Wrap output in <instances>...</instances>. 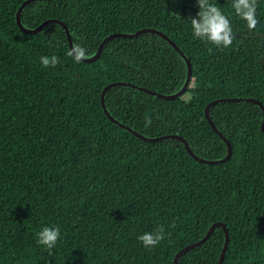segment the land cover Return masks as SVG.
I'll return each instance as SVG.
<instances>
[{
	"label": "trees",
	"instance_id": "16d2710c",
	"mask_svg": "<svg viewBox=\"0 0 264 264\" xmlns=\"http://www.w3.org/2000/svg\"><path fill=\"white\" fill-rule=\"evenodd\" d=\"M22 1L0 0V264H175L174 254L217 220L229 232L223 264H264L261 107L230 100L209 107L232 145L224 161H200L177 138L143 139L107 116L103 87L127 81L175 92L187 74L178 50L161 35L142 32L114 37L96 59L77 63L60 24L36 32L19 27ZM211 2L231 21L228 48L193 38L188 18L199 10L196 0H33L21 20L27 27L63 20L86 56L113 32L166 33L191 62L185 91L162 98L112 85L106 107L144 135L178 134L199 156L221 158L227 144L205 106L235 96L264 104V0H257L251 31L235 16L232 0ZM53 55L59 63L44 67L40 58ZM158 225L165 239L145 248L137 236ZM44 226L60 229L51 250L36 242ZM223 242L216 226L179 262L218 264Z\"/></svg>",
	"mask_w": 264,
	"mask_h": 264
},
{
	"label": "clouds",
	"instance_id": "9594fccd",
	"mask_svg": "<svg viewBox=\"0 0 264 264\" xmlns=\"http://www.w3.org/2000/svg\"><path fill=\"white\" fill-rule=\"evenodd\" d=\"M198 12L195 17L190 16L188 21L191 26L193 38L211 44L216 48H228L232 45L234 34L230 19L211 0H196ZM231 8L238 18L246 22L251 31L256 29L258 20L256 18L257 0H232ZM211 51V48L209 49ZM69 56L79 63L86 59V52L80 45H74L68 52ZM44 67L56 66L58 57H41ZM195 87V85L193 86ZM166 230L163 225H158L154 232H145L137 236V240L145 248H154L165 239ZM60 238V229L57 226H44L37 233L36 242L46 249H53ZM51 255V252H50Z\"/></svg>",
	"mask_w": 264,
	"mask_h": 264
},
{
	"label": "water",
	"instance_id": "95a60500",
	"mask_svg": "<svg viewBox=\"0 0 264 264\" xmlns=\"http://www.w3.org/2000/svg\"><path fill=\"white\" fill-rule=\"evenodd\" d=\"M30 1H33V0H23L22 3L19 5V7L17 9V12H16V20H17V23H18L19 27L23 31H25V32H36V31L40 30L43 26H45L46 24H48V23H58V24H60L64 28V30L66 32V35H67V38H68L69 47L72 50V48L74 46L73 40H72V36H71L70 30L68 28V25L63 20H61L59 18L50 17V18H47V19L43 20L38 25L33 26V27H27V26H25L22 23V20H21V11H22L23 7L27 3H29ZM142 32H154V33H157V34L161 35L162 37H164L166 40H168L178 50V52L183 56V58L186 61V65H187L186 79H185V81H184V83H183V85L181 86L180 89H178L175 92H171V93H161V92H158V91L151 90L149 88H145V87L138 86L136 84H133V83L127 82V81H112V82L107 83L103 87V90H102V93H101V104H102V108H103L104 112L107 114V116L112 121H114L115 123L119 124L122 127H125L127 129L131 130L132 132H134L135 134H137L139 137H141L143 139L150 140V141L151 140H160V139H163V138H177V139L181 140L185 144V147L188 150V152L191 154V156H193L194 158H196V159H198L200 161H204V162H219V161H224L232 153V145H231L230 141L228 140V138H226L218 130V128L216 127L215 123L213 122L212 118L209 115V107L213 103L219 102L221 100H230V101H252V102L258 104L261 107L262 111H263V119H262V122H261V129L264 131V104H263V102L260 101V100H258V99H256V98H253V97H243V96L216 98V99L210 101L209 103H207V105L205 106V115H206L209 123L211 124V126L213 127V129L216 130L223 137V139L225 140V142L227 144V152L221 158H206V157L199 156L198 154H196L190 148L188 142L181 135L174 134V133H168V134H162V135H157V136H147V135H144V134L136 131L135 129H133L129 125L123 123L122 121H120L116 117H114L110 113V111L107 109L106 104H105V99H104L106 90L110 86H112V85H120V84H122V85H130V86H133V87L140 88V89H142V90H144L146 92H149V93H152V94H156V95H158L159 97H162V98H175V97H178L179 95H181L185 91V89L187 88V86H188V84H189V82L191 80L192 67H191V62L189 61V58L187 57V55L176 45V43L166 33H164L163 31H161L160 29H157V28H154V27H145V28L136 30V31L131 32V33H127V32H113V33H110V34L106 35L100 41V43H99L96 51L93 54L87 56L86 59H82L81 61L89 62V61H92V60L96 59L99 56V54H100V52H101L104 44L108 40H110V39H112L114 37H117V36H134V35H137V34L142 33ZM263 93H264V85H263ZM216 226H221L223 228V230H224V242H223V245H222V248H221V252L219 254V259H218V264H223L224 254H225V251H226L228 242H229V232H228V228H227L226 224L223 221H219V220L213 222L208 227L207 231L205 232V234L200 239H198V240H196V241H194V242H192L190 244H187V245L183 246L182 248H180L174 254V257H173L174 263L175 264H180V262H179V256L183 252H185L186 250H188L189 248L194 247V246L202 243L212 233V231L214 230V228Z\"/></svg>",
	"mask_w": 264,
	"mask_h": 264
}]
</instances>
